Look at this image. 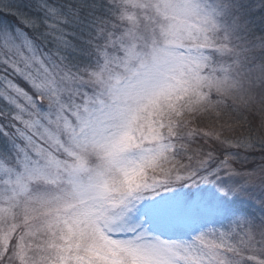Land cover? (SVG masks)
Instances as JSON below:
<instances>
[{
  "label": "snow or ice",
  "instance_id": "1",
  "mask_svg": "<svg viewBox=\"0 0 264 264\" xmlns=\"http://www.w3.org/2000/svg\"><path fill=\"white\" fill-rule=\"evenodd\" d=\"M254 8L264 0H0V264H264V215L185 241L139 215L178 186L264 183Z\"/></svg>",
  "mask_w": 264,
  "mask_h": 264
},
{
  "label": "rangeland",
  "instance_id": "2",
  "mask_svg": "<svg viewBox=\"0 0 264 264\" xmlns=\"http://www.w3.org/2000/svg\"><path fill=\"white\" fill-rule=\"evenodd\" d=\"M1 14L0 22L9 23L10 19ZM255 153L260 154L259 151L246 154L249 163L243 166L245 169L254 168L258 163L260 155ZM243 179L225 177L221 183L241 184ZM242 191L247 195L221 192L214 183L186 184L147 197L139 215H146L152 221L153 234L161 239L191 240L201 229L227 223L237 215H264L257 203V200L264 199V183L247 185ZM113 195L118 196L119 192ZM118 235L127 238V233Z\"/></svg>",
  "mask_w": 264,
  "mask_h": 264
},
{
  "label": "trees",
  "instance_id": "3",
  "mask_svg": "<svg viewBox=\"0 0 264 264\" xmlns=\"http://www.w3.org/2000/svg\"><path fill=\"white\" fill-rule=\"evenodd\" d=\"M244 3L251 7L252 5H254L255 0H244ZM1 13H2L1 15L7 17L6 13L4 14L3 12ZM252 22L254 23V25H256V34H260V33L264 34V9L254 8ZM255 154L260 155L259 153H255ZM254 160H257V158H255Z\"/></svg>",
  "mask_w": 264,
  "mask_h": 264
},
{
  "label": "clouds",
  "instance_id": "4",
  "mask_svg": "<svg viewBox=\"0 0 264 264\" xmlns=\"http://www.w3.org/2000/svg\"><path fill=\"white\" fill-rule=\"evenodd\" d=\"M197 35H200L199 33H197ZM197 43V41L193 40L191 42H187V46H194ZM216 47H219V44H215ZM193 55H195V53H193ZM140 179L139 174H132L130 175L127 180L129 184H135L138 180Z\"/></svg>",
  "mask_w": 264,
  "mask_h": 264
}]
</instances>
